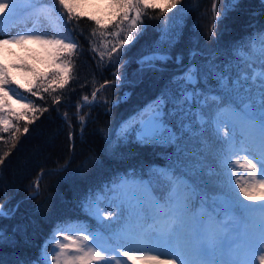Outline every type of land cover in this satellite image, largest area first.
I'll use <instances>...</instances> for the list:
<instances>
[{
  "label": "trees",
  "instance_id": "obj_1",
  "mask_svg": "<svg viewBox=\"0 0 264 264\" xmlns=\"http://www.w3.org/2000/svg\"><path fill=\"white\" fill-rule=\"evenodd\" d=\"M180 7L187 13L178 39L166 47L170 59L142 69L140 60L152 52L165 17H143L133 42L109 60L116 38L92 37L96 25L85 17L74 27L76 21L68 23L57 5L78 44L72 79L55 93L41 92V100L28 91L31 76L21 92L26 99L20 103L48 110L36 113L32 123L9 117L21 129L15 140L11 138L14 128L7 133L0 131V156L9 153L0 165V206L10 213L0 216V232L4 234L0 264H43L42 249L58 224L105 234L114 231L128 213L114 206L116 188L124 178L145 181L163 194L174 174L194 189L191 213L201 206L212 212L217 207L224 210L225 190L216 179V153L223 134L216 133L214 121L220 108L225 109L223 115L232 116L253 103L259 105V74L264 67L259 60L245 62L248 49L241 50L240 45L264 31V0H181ZM148 12L157 16L160 10ZM255 43L259 46L258 38ZM36 59V55L31 57L32 65L51 75L47 63ZM190 67L199 70L191 86L180 83ZM162 92L169 97V132L156 143H141L135 137L141 117ZM240 94L243 97L238 99ZM53 96H59L60 102L53 103ZM15 112L32 117L28 109ZM25 125L27 133L23 132ZM89 197L106 213L111 211L114 218L102 221L89 215L83 207ZM118 216L120 219H115ZM105 224L111 229H105ZM47 251L51 255L53 246Z\"/></svg>",
  "mask_w": 264,
  "mask_h": 264
},
{
  "label": "snow or ice",
  "instance_id": "obj_2",
  "mask_svg": "<svg viewBox=\"0 0 264 264\" xmlns=\"http://www.w3.org/2000/svg\"><path fill=\"white\" fill-rule=\"evenodd\" d=\"M85 4L87 0H24L23 5L18 0H0V22L9 19L18 11L33 18L32 28L17 31L11 36L0 33V125L3 126L0 131L7 133L14 128L11 137L13 140L17 139L16 134L21 129L13 125L9 117L27 119L28 123H32L36 113L48 110L31 103L21 104V108L32 113L31 118H28L27 112L17 113L11 110L8 101L12 100V96L9 92L17 96V101L26 99L9 87L13 83L24 87L13 74L14 71L23 69L32 76L33 81L29 84L28 91L41 100L44 99L41 92L49 93L51 90L55 93L57 88L63 89L72 79L73 57L77 53L78 44L63 16L57 12V5L67 14L68 23L76 21L74 27L78 26L81 18L87 17L96 25L92 29V37L107 35L116 38V44L108 52L109 60L125 45L133 42L136 38L134 33L140 31L139 25L143 23L145 16L150 19L165 17V31L152 52L141 58L142 69L145 66L153 68L156 61L166 57L165 46L171 47L178 39V33L169 27L172 18L167 17V13L177 8L181 0H107L106 9L99 10V15L81 11ZM149 9H159L160 12L157 16H151ZM213 11H216L215 4ZM41 19L53 22L51 33L39 30ZM109 27L113 31L109 32ZM211 31L215 36L214 25ZM257 38L259 46L255 43ZM27 44H36L41 48L45 57L42 62L50 67L51 75L47 72L41 73L35 64L29 67L24 61L19 64L5 62V48L10 45L23 48ZM240 49H248L243 57L245 62L255 63L259 60L264 67V31L257 33L256 37H250L249 41L242 42ZM93 51L96 49L93 48ZM103 55L101 53V59ZM198 75V69L190 68L184 73L180 83L191 86ZM259 76L262 81L259 105L253 103L247 109L232 112L231 120L223 119L225 109L220 108L214 121L216 133L223 134L220 150L216 153V179L225 190L224 211L229 215V220L221 221L216 213L207 216L192 215L194 189L174 174L168 178L167 191L163 194L156 193L150 184L122 181L119 194L130 205L128 223L107 237L96 235L86 227L58 224L42 249L43 264H257V261L258 264H264V72ZM220 82L224 84L223 73ZM95 98L96 92H93L92 99ZM83 99L85 102L89 101L88 96ZM52 100L53 103H59L60 97L53 96ZM168 103L167 93L162 92L153 101L154 106L144 112L137 136L141 143H156L165 138L169 132L166 120ZM136 130L133 126V131ZM23 132H28L27 125ZM127 135L126 132L125 136ZM8 154L6 152L0 156V165H3ZM239 169H243L247 176L241 174ZM144 204L147 205L146 208L143 207ZM83 207L89 215L102 221L114 218L111 211L102 213L93 198H86ZM7 215L10 213L4 212L0 206V216ZM123 215L122 211L121 216ZM229 224L233 226L229 227ZM103 227L111 229L107 224ZM3 235L0 232V239ZM138 244L156 247L138 249L135 247ZM49 246H53L51 255L47 251ZM135 251L155 254H130ZM120 257H126V261H122Z\"/></svg>",
  "mask_w": 264,
  "mask_h": 264
},
{
  "label": "rangeland",
  "instance_id": "obj_3",
  "mask_svg": "<svg viewBox=\"0 0 264 264\" xmlns=\"http://www.w3.org/2000/svg\"><path fill=\"white\" fill-rule=\"evenodd\" d=\"M18 3L23 5L24 0H18ZM106 7H107V0H87V4L83 5L80 10L85 11V12H89V13H97L99 15L100 14L99 10L106 9ZM62 13L67 16V14L65 12H63V10H62ZM186 13H187L186 8L180 7V8H177L176 10H174L172 13H170L167 16V17L172 18L169 21V27L174 29L178 33V36L180 34L182 23H183V20H184ZM85 18H87V17H85ZM32 27H33V18H30L26 13L18 11L17 13L13 14L9 19H6V20H3L2 22H0V33L6 34L7 36H11V35L16 34L17 31L25 30L27 28H32ZM39 30L40 31H47V32L51 33L53 30V22L41 19ZM164 31H165V20L161 24V30H160V35H159L158 40L160 39V37ZM165 47H167V46H165ZM117 54H114L113 56L116 57ZM3 55L6 58L5 62L7 64H13V63L19 64L22 61H24L28 64L29 67L32 66L31 57L34 55H36V57H37L36 62L40 61L41 63H43L42 61L45 60L44 53L42 52L41 48L36 44H27L23 48L17 47L15 45H10L4 49ZM156 62H159V61H156ZM162 63H164V62H162ZM190 68L192 69V67H190ZM190 68H188V69H190ZM13 74L16 76L19 83L24 85V87L21 88L15 83L9 85V87L14 89L16 91V93L19 94V96L23 97L21 92L26 90L27 82L31 78V75L28 74L23 69L18 70V71H14ZM194 81H195V79H193L192 82H194ZM245 93L247 94L246 90H245ZM9 95L12 96V100L8 101L9 105L11 106V110L19 111L21 109V107H20L21 99L17 101V96L13 95L12 92H9ZM236 96L238 99L243 97L242 94L236 95ZM13 101H17V102L13 103ZM86 103L89 104L90 101H88ZM223 119L231 120L232 118L228 115H224ZM225 130H227V129H225ZM238 171H240V169ZM245 176H247V173H245ZM122 181H128V182L135 181L136 183L142 182L143 184H146L144 181L140 182V181H137L135 179L124 178L120 181V185H121ZM123 199L126 200V202L128 203V206L130 207L128 200L126 198H123ZM115 204L119 205L120 201H116ZM133 207H135V205H133ZM143 207L146 208L147 205L144 204ZM101 211H102V213H106L102 208H101ZM141 214H143V212ZM201 215H204V212H201ZM229 218H227L226 220H229ZM226 220H224V221H226ZM127 223H128V220L125 221L124 224L126 225ZM232 226H233L232 224H229V227H232ZM94 233L96 235L101 236V237H106V235L103 234L102 232L96 231ZM135 247L138 249H145L148 247L155 248L156 246L155 245L138 244ZM130 254L143 255V254H155V253L154 252L135 251V252H131ZM120 259L122 261H126V260H124L125 258L123 259L122 257H120ZM127 264H131V263L127 262ZM257 264H258V261H257Z\"/></svg>",
  "mask_w": 264,
  "mask_h": 264
},
{
  "label": "water",
  "instance_id": "obj_4",
  "mask_svg": "<svg viewBox=\"0 0 264 264\" xmlns=\"http://www.w3.org/2000/svg\"><path fill=\"white\" fill-rule=\"evenodd\" d=\"M166 57H169V55H166ZM166 57H165V58H166ZM165 58H163V59H161V60H164Z\"/></svg>",
  "mask_w": 264,
  "mask_h": 264
}]
</instances>
